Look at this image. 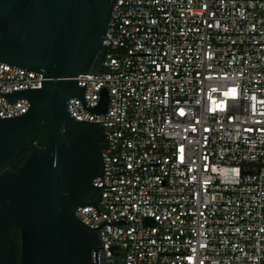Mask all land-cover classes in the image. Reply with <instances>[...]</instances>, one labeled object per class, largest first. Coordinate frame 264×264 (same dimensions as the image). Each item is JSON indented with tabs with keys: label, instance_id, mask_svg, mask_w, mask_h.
I'll use <instances>...</instances> for the list:
<instances>
[{
	"label": "built area",
	"instance_id": "1",
	"mask_svg": "<svg viewBox=\"0 0 264 264\" xmlns=\"http://www.w3.org/2000/svg\"><path fill=\"white\" fill-rule=\"evenodd\" d=\"M41 77L0 61V91ZM77 82L87 104L103 85L109 102L66 101L107 138L100 214H75L127 222L97 228L96 264H264V0H114L103 68ZM28 106L0 94V115Z\"/></svg>",
	"mask_w": 264,
	"mask_h": 264
},
{
	"label": "water",
	"instance_id": "2",
	"mask_svg": "<svg viewBox=\"0 0 264 264\" xmlns=\"http://www.w3.org/2000/svg\"><path fill=\"white\" fill-rule=\"evenodd\" d=\"M113 1L0 0V61L42 74L40 86L0 91L9 103L29 102L19 114L0 115V264H96L104 247L97 228L127 223L118 217L92 227L75 214L83 204L100 214V185L92 178L101 171L107 138L97 122L75 119L66 103L77 96L88 112L108 111V87L87 104L86 82L78 84L77 74L103 68ZM44 120L46 144L39 145L35 130ZM21 149L29 153L16 167ZM11 229L19 230L18 262Z\"/></svg>",
	"mask_w": 264,
	"mask_h": 264
},
{
	"label": "trees",
	"instance_id": "3",
	"mask_svg": "<svg viewBox=\"0 0 264 264\" xmlns=\"http://www.w3.org/2000/svg\"><path fill=\"white\" fill-rule=\"evenodd\" d=\"M80 126V123H76L74 124V126L72 127L71 131L69 132V135L71 136V134L77 130ZM35 137H36V142L39 145H44L46 144V140H45V133L40 131L38 128L35 131ZM29 150L28 149H21L19 150L18 154H17V160L15 163V166L18 167L21 165V163L24 161V159L26 158V156L28 155ZM11 237L14 241V252H15V259L18 262L19 258H20V236H19V230L18 229H11Z\"/></svg>",
	"mask_w": 264,
	"mask_h": 264
},
{
	"label": "flooded vegetation",
	"instance_id": "4",
	"mask_svg": "<svg viewBox=\"0 0 264 264\" xmlns=\"http://www.w3.org/2000/svg\"><path fill=\"white\" fill-rule=\"evenodd\" d=\"M41 125H46V121L44 120V121H42L39 125H37L36 126V129L38 128L39 129V126H41ZM74 126V125H73ZM40 131H42V132H44V130H42V129H39ZM36 131V130H35ZM45 133V132H44Z\"/></svg>",
	"mask_w": 264,
	"mask_h": 264
}]
</instances>
